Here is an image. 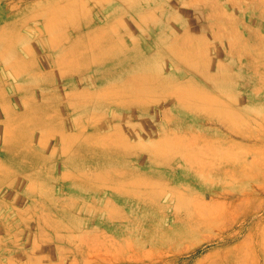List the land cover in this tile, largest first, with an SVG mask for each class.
Segmentation results:
<instances>
[{
    "label": "rangeland",
    "instance_id": "obj_1",
    "mask_svg": "<svg viewBox=\"0 0 264 264\" xmlns=\"http://www.w3.org/2000/svg\"><path fill=\"white\" fill-rule=\"evenodd\" d=\"M1 45L0 264H264V0H0Z\"/></svg>",
    "mask_w": 264,
    "mask_h": 264
},
{
    "label": "bare ground",
    "instance_id": "obj_2",
    "mask_svg": "<svg viewBox=\"0 0 264 264\" xmlns=\"http://www.w3.org/2000/svg\"><path fill=\"white\" fill-rule=\"evenodd\" d=\"M46 20V19H45ZM47 20H48V18H47ZM47 30H48V27H47ZM50 31V30H49ZM51 33V32H50ZM1 48H2V45L0 46ZM122 54H117L116 56L118 57V59L115 57V55L114 54H112V55H110V54H108V56H101L100 57V59H98L99 60V65L100 64H103L104 66L103 67H105V69L103 70L104 72H102V76H106L107 75V73H110L111 71L110 70H113L114 68H113V66H111L110 67V64L111 63H113V61L114 60H117V61H120V59L121 58H127V57H131V56H133V58L135 59V61H137V62H139V60L141 59H143V58H145V54H141L140 55V53L138 52V55L137 54H135V55H133L134 53L133 52H131L130 50H128V49H126V48H124L123 49V51L121 52ZM174 54H177L178 53V51H176V53L175 52H173ZM179 54V53H178ZM186 54H188V55H191V53H190V51H186L185 53H184V56H182V55H180L181 56V58L183 59V60H181V58H180V63H185V64H187V66H185L186 68H187V70L189 71H192L193 70V72L194 71H196V69H197V67L200 69V64L198 63V61H195V60H193V59H190V56H189V59H188V56L186 55ZM179 56V57H180ZM148 59V58H147ZM151 59H153V58H151ZM96 61H98L97 59H95ZM125 61V60H124ZM126 61H127V59H126ZM148 61H149V63H150V65H147V66H141V65H138V66H136L135 67V69H134V72L135 73H137V72H139V74H141V73H143L144 71H147V70H152V71H154L155 70V74H154V79L153 80H145V79H143V80H141V81H136V83L134 82V84L133 85H130V84H128L127 83V85L128 86H134V87H136V88H142V86H145V88L146 87H149V86H152L153 84H155L158 80H160V81H163V79H169L171 76V74L173 73V72H169L168 73V75L162 70V72H160V71H158V69H157V67H158V62H155L154 60H150V58L148 59ZM121 62H123V61H121ZM126 66H129V65H126ZM134 67V66H133ZM133 67H132V69H133ZM129 68H131V67H129ZM180 67H177L176 68V71L178 72V73H180ZM189 71V72H190ZM17 75L19 76L20 74L19 73H17ZM22 75H24V73L22 74ZM204 76L206 77V80L208 79L209 80V82H212L213 80H214V77H215V80H216V78L217 79H219V80H217V83H220V81H221V78L222 79H224V77H217V76H215V75H211L210 73H209V71L207 70V71H205L204 72ZM215 80L213 81V83L215 82ZM97 82H98V84L100 85L101 84V81H99V80H97ZM259 88H262L263 89V87H259ZM261 90V89H260ZM179 93V92H178ZM177 92H176V96H177V98L176 99H178L179 101H180V103L182 104V105H187L186 107L188 108V109H191V110H189V111H193V112H196L197 110H192L193 109V107L195 106L194 105V103H187V102H184L183 100H181V99H183V98H181V97H183L184 95L183 94H178ZM188 95H190V94H188ZM241 96V95H240ZM240 96H238V97H236V107H240L241 109H243L244 108V106L245 105H243L242 106V101H241V97ZM5 101H7L8 102V100L5 98L4 99ZM221 100V99H220ZM44 103V101L43 102H38V99H37V97L33 100V102H32V105H33V109L34 110H38V108L39 109H41L40 107H42V105L41 104H43ZM246 103H248V104H250L251 103V100H250V98L249 97H247V102ZM8 104H9V102H8ZM247 104V105H248ZM246 105V106H247ZM9 106H10V104H9ZM181 108H183L182 106H181ZM24 110H25V113L26 112H28L27 110H26V104H25V102H24ZM14 112V111H13ZM4 114H5V110H4ZM34 115H36V112L35 113H33ZM116 116V114H114V117ZM74 122H75V125L77 126V124H78V120L76 119V118H74ZM67 125H69V123H67ZM64 126V125H63ZM66 126V125H65ZM67 127V126H66ZM69 127H72L71 125H69ZM4 142H5V145H4V151L5 150H8V148H10L9 147V145H8V143H6V141H5V139H4ZM187 142V141H186ZM191 142V141H190ZM93 143V142H92ZM119 143H121V144H125V143H127V141H126V139H125V137H124V141H121L120 140V142ZM152 146V145H151ZM144 148H145V146H143ZM105 147H95V146H92V145H90V146H86V148H85V151H86V154L84 155V158H86V159H88V160H93L94 162H96V164L99 162L98 161V159H101V160H103V157H104V155H105V153H103V149H104ZM119 148H120V146H117V147H115V148H111V147H107V155L108 154H110L109 156H111V157H113V158H115V157H117V156H121V153H120V151H119ZM147 150L149 149V148H146ZM17 151V154H20V155H23L24 153H25V149H21V148H17L16 149ZM117 151V152H116ZM149 151L151 152V151H156L155 150V148L154 147H152L151 149H149ZM223 152V149H221V152L220 153H222ZM227 153V152H226ZM206 154V153H205ZM201 157V156H200ZM81 158H83V157H81L80 156V158H79V160L81 159ZM118 158V157H117ZM197 158V157H196ZM253 158V157H252ZM41 160V159H40ZM40 160L38 159L37 161H34L36 164H39V162H40ZM76 160V159H75ZM186 160V159H185ZM240 163V162H239ZM78 164V161L76 160V165ZM100 164V165H99ZM99 164H97V166L95 167V168H97V171L99 170L100 172H102V171H104V168H103V165H102V162L100 163L99 162ZM241 165H243V164H241ZM39 166H36V168H38ZM68 167V166H67ZM226 167V166H225ZM69 168V167H68ZM225 170L226 169H222V171L223 172H225ZM32 174L34 175V177H37L38 175H40V173H39V170H37V169H35L34 170V172H32ZM196 174H201V172H197L196 171ZM199 176V178H200V180H202V183H204V186L206 187V189L209 191V192H212V190H213V188L215 187V186H217V182L216 181H214V180H212V178H211V176H209V175H205V174H201V175H198ZM90 178H92V175H90L89 176ZM224 176L222 177V179L224 180ZM90 180V179H89ZM88 180V182L87 181H85V182H87V183H79V182H72L71 183V187H72V189H73V187L74 186H78L79 188H81V190H83V191H89L90 189H91V183H92V181H89ZM203 194V193H202ZM138 196V195H137ZM213 195L211 194V199H213ZM123 198H124V194L121 192V190H119V188H117L116 190L115 189H113V191H112V195L110 196V198H109V200L105 203V204H107V208H106V212L108 213L107 215H106V220L107 221H109L110 223H115V222H117L116 221V219H118V217H123V219L124 220H126V219H128V217H130V216H126V214H124V213H122L120 210H118V208H119V205L120 204H122V202H123ZM145 198V197H144ZM153 201V199H151V202ZM213 201H216V199L215 200H212L211 201V203L213 202ZM57 201H55V200H53V199H50L49 200V207H52V206H58L59 204L58 203H56ZM177 202H179V199H177ZM219 202V201H218ZM218 202L217 203H215L216 205L218 204ZM196 203V202H195ZM220 203V202H219ZM197 204H198V202H197ZM200 204H202V203H200ZM199 204V206H200V208H201V205ZM222 204V203H221ZM205 205V204H204ZM204 205H202V206H204ZM214 206V205H213ZM48 207V206H47ZM205 207V206H204ZM212 207V206H211ZM223 207V206H222ZM219 209V208H218ZM208 210V209H207ZM208 211H210V209L208 210ZM203 215V214H202ZM66 217L67 216H65V219H66ZM150 218V214L149 213H143L142 215H141V220L144 222V221H147L148 219ZM57 222H62V221H60V217H58V216H56L55 218H54ZM34 248L36 247L35 245L33 246ZM50 249V248H49ZM48 249V250H49ZM164 263H165V261H164Z\"/></svg>",
    "mask_w": 264,
    "mask_h": 264
}]
</instances>
